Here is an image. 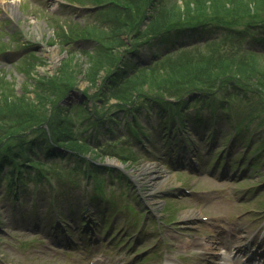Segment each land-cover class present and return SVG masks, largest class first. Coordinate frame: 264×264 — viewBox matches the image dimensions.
<instances>
[{"label":"rangeland","instance_id":"1","mask_svg":"<svg viewBox=\"0 0 264 264\" xmlns=\"http://www.w3.org/2000/svg\"><path fill=\"white\" fill-rule=\"evenodd\" d=\"M57 1L58 0H0V42L2 41L4 44L10 46L11 48L7 53H5V58L0 57V61L3 63L0 64V76L2 78H5L4 81L6 83L10 82L13 85L16 94L21 95L26 89V82L28 81L23 72V69L27 68L28 66V62H26V59L22 56L25 51L31 50V48L34 49L33 55L38 61V64L34 68V71L40 75L48 74L50 72L54 73L58 67H61L63 61H65L63 62L65 64H68V62L71 64L79 62L82 66L80 72L76 73V78L78 79V82L76 83L77 87L69 91L71 92L69 93L70 97H67L65 95L62 98L66 101V103H64L63 105H70V103L76 99V96L80 95V91H83L88 87L89 95L91 97L90 99L88 98V105L90 107H101L102 100H100V98L107 97V103L105 104V106L108 107L107 109L113 110V113L118 114L117 116H119V118L122 115V117L117 122L118 124L114 126V130L118 131L119 134L120 132H124L122 131L124 130V128L126 129L127 121L130 122V124H134L132 118L135 116H133V114L136 115V118L143 126V129L145 127V131H147V133L149 134V138H146V136L143 135L142 141L138 143H136V141L130 142V140H128V144L130 143V150H134L131 155L133 156V158H135V161L132 163L125 161L123 162V165L126 173L129 174L128 176L130 177V179L125 178L120 180L119 178H116L114 176L116 173H118V171L122 169L118 163L120 162L119 159H115L113 157L112 160V157H108L107 160L104 159L102 161V163H105L108 167L113 169L111 174H109V171H106L107 182L114 184L111 189L108 186L107 190L110 196L115 197L119 207L113 213V215L101 216V225H97V229L100 233H102V235H104L105 238L107 236L109 237L113 233H117L118 235H121L122 233L127 234L134 240L132 244H130V246L120 237L114 238L110 243L104 242L103 244L98 245L100 252H102L107 257L108 263L105 264H160L165 261L162 256L158 255L157 252L155 254H149V251L151 249L150 247H152L151 245L156 242L157 230L154 222H150L147 228L145 227V223L136 224V221L133 220L134 216H131V209H128V207L126 208V203L124 202L128 198L132 200V206L138 208V210L145 209L146 207H151L153 211H150L148 213L153 214L155 220L158 221L159 219H163L164 217L161 213L162 201L160 200H162L163 197H166L165 206L162 210L163 213H167V215L169 214L170 217L163 219V221L168 222V220L171 218L173 222H170V225L175 224L176 226L186 224L187 221L185 220V218L195 213L198 214L207 213L208 211H226L230 215H227L225 220L221 221L225 223V230L221 229V231L218 232L220 235L219 239H221L224 243H228L227 240L233 241L231 235L235 234L237 229L240 227L239 230H248L245 241L250 240L260 228L261 225L259 221H261L262 217L264 216V209H262L260 212L255 210L251 211L250 209L260 208L264 205V203L261 204L262 202H264V189H259L257 192H255L260 183H256L254 185L253 183H250V186H254L255 188L251 189L250 191L246 190V192H249V194L255 193V196L252 198V200L254 201L250 202L249 205H246L244 203H240L241 201H239L241 197H244V195H240V192H243L245 189L241 188L240 190L238 184L233 183L235 181L220 182L217 178L220 176V173H223L222 169L225 162L229 161L233 165L234 169H237L239 165H241L242 170L245 172V170L247 169L246 162H249L254 153L252 154L250 159L248 158L250 150L245 153V155H242V153L238 152L236 153V155H232L231 157H229L228 152L225 149H228V147L231 145V136L230 134H227L224 137L223 143L222 140L219 139V143H222V145L220 147L214 148L216 153L210 157L211 162L208 164L209 166H206L207 168H201L203 173H199L194 169L186 171L184 169L173 168L172 166H169V164L172 163V158L176 156V152L171 153L174 150L171 147L167 148L164 145V143L166 142L164 140L166 134H164L163 130L165 123L161 121L163 120L161 118L163 115L157 113L152 107H150V109L146 107H140L138 110L132 109L130 110L131 112L128 113L122 112L123 110L119 109V107L116 106L118 99L115 98V96L110 95L111 88L117 85L119 82L112 83L110 87L105 85V81L104 79H102L105 71L103 72L102 70L99 75H88L87 73L90 70L86 71L85 74L84 70L90 62L86 64L84 60L85 54L82 53V50H80L81 52L77 51L76 56H72L71 59L67 61L68 54L66 55V51L61 48L59 40L53 42L50 41L52 39L51 35L54 33L56 34L57 31V27L53 29V27H55V24L50 23L51 14L54 12L52 15H56L55 18L58 19H62L64 15H72L70 12L64 13L63 10H58ZM145 1H147L148 3L145 4L144 9H148L149 7V14H151L152 7H159L160 10L157 14L162 13V18L164 20H167V22L172 18H174V20H177L176 18L179 17L185 18L187 17V15H190V13L196 10H202L206 11V13H210L206 14V19L203 21L204 23H208V25L204 26L205 30H198L196 35L201 37V34H203V37L217 38L219 36L223 37L222 35L225 34L226 39L223 41V45L220 46V50L222 52L233 49L235 50L239 47L238 44H241L243 48L257 47V41L254 39V32L252 33L251 30H249V32H245L239 38H235V33L240 32L241 28H243V31H245L244 28L249 27L248 23H254L255 20H257L255 18L263 16L264 12H259L257 16L255 15V17L251 19L248 18V16L236 17V20H234L232 23H228V21H231V18L233 16L230 18L226 15L216 14L214 12L217 11V13H221L224 11V1L221 2L220 6H214L213 4L218 0H204L206 2L204 3V6H202L200 3L192 2L194 0ZM190 9H192V11ZM77 13L79 12H76V14L73 15H76L78 17ZM146 14H148V12ZM232 14H235V12H233ZM145 21L146 17L145 20L143 18L142 24L140 22L141 26L139 27V29L143 30L147 27ZM252 27L254 28L255 26ZM133 30L134 27L131 30L126 29L122 31L120 36H118V40H113L110 43L112 51H116L113 50V47L117 43H119V41L125 42V46L120 47V50H117L128 55L127 50H130L135 41L141 38V36H132L131 31ZM230 32L231 34H229ZM20 34L25 35V37L28 39H32L34 44H30L31 46L21 45L23 41L27 39L25 37L21 38ZM54 38L58 39V36L56 35L54 36ZM131 40H134L133 44L131 43ZM90 42L91 41L87 42L86 44L89 45ZM164 47L165 46L161 43V40H156L155 42L151 41L149 42V44H145L143 46L142 53L146 55V53H150L149 51L151 50H162ZM65 48H70V46H65ZM261 60L262 59H260L259 61ZM212 63H214V61L209 58V64ZM189 73L194 77H196L197 75L196 72L193 71H189ZM93 77L96 78L93 79ZM232 81L235 83L234 79H232ZM143 83L144 82L142 81L139 84L138 88H140L141 84ZM102 85L105 86H103L99 90L100 86ZM148 89L150 88H148V86L144 84L143 89H140V91L138 92H146V90ZM262 90L264 89L256 88L255 86L252 90L247 88L248 101L245 100L244 102L242 101V99L239 100V97L234 100V102H238L237 100L240 101L238 102V107L244 114L246 112L248 115H251V119L253 120H251L249 116H246L248 120L250 119V129L252 125L256 126L258 131L261 130V133L264 132V109L262 108L261 113L257 112L258 106H260L261 104V101L257 100V96H261V99L264 103V91ZM136 93L137 92L134 91L133 97L136 96ZM251 93H255L257 96H250ZM26 94H29V97H31L30 95H33L28 91L26 92ZM99 95H101V97H98ZM251 102L255 103L256 108L251 107ZM212 104L215 103L213 102ZM36 105L39 106L40 103L38 102ZM154 111L156 113H154ZM193 111L204 112V121L202 120L199 123L198 130L202 131L203 135L206 136L208 134V131L202 129L201 127H204L203 124L205 126H207L208 124L205 119L208 118V113L210 114L212 112L211 106L206 103V106H204L203 104V107L200 108L197 103H191L184 113H192ZM63 113L64 115H66V111H64ZM217 113L221 115V120L217 123L218 127L220 126V129H215V135L222 137V135L226 134L227 130H229V123L231 121H227L225 119L222 110H217ZM148 115H152V117L155 119V125L159 123L158 128H155V125L150 129L146 127L149 121ZM241 118L242 116L237 117V123L239 127L243 124L240 122ZM192 120L193 125H191V128L193 132H195L197 123H195V119ZM192 120H186L187 123L189 122L188 126L192 123ZM248 130L249 129H245V131ZM169 134L170 133L168 132L167 136ZM174 134H176V131L174 132ZM178 134L181 135L182 133L179 131ZM213 134L214 132L211 134L209 139H207V137L203 139H207L206 142L213 143ZM121 137L122 135L118 136V140H121ZM255 137L256 135H251V139H254ZM216 138L218 139V137ZM176 140H178L177 137ZM172 142L173 137L171 138V136H169L166 144L172 145ZM175 144H177V141L175 142ZM203 144L207 146L208 143ZM236 145V151L243 149V145L239 140ZM139 148H141L143 152ZM163 150H167L168 152H163ZM198 157L201 160L200 163H202V152L198 154ZM215 158L220 159L221 161L216 170H214L213 162ZM258 159L259 157H256V159H254V161L250 165L252 171L248 174H253V179L260 178V175L262 174L261 177L264 180V160L262 158L260 159V166L257 168ZM56 162L58 164L61 163V161ZM147 163H152L156 166H159L158 168H160L162 172H159L160 174L158 175V171L155 168H150L149 165L147 167L145 166V164ZM67 165H70V162H68ZM235 176L236 174H233V177ZM112 177H114L113 180H111ZM246 178L247 175H244L243 179ZM180 180L191 185L194 190H196V188L204 186L211 187L215 191L214 194H217V192L221 190V187L224 186L223 184H226V186L228 187H231L233 184V187L228 189L229 192L227 193L228 195H226L225 198L222 195L224 199L221 198V203L217 204V200L212 198L209 200L207 208L203 209L202 207H197V210H194L192 206H198L199 204H201V202L197 201L195 193L190 195H181V192L178 188L180 186ZM127 181L131 182L132 185L126 186L127 190L125 191L123 187L126 185ZM255 181L260 182V180ZM244 183L245 182H242V184ZM28 187L30 194L36 195V193L39 192V194L35 196L36 208L40 212L41 216L44 215L45 226H41V229H37L38 231L32 228V226L34 225L35 217L32 215V212H30V210H32L33 208V205L31 195L28 198V190L24 197L22 205H20L22 210L13 216L10 210H5L3 208L5 205L9 206L12 202L6 196L1 197L0 212L2 213L1 217L2 220H4V225L1 227L3 230L1 232L2 238H0V264H86L88 251L85 248V242L83 239L85 237V233H83L85 231V228L83 229V227L88 224V221L86 224H81V221L78 220V217L76 215L71 218L68 214L73 211V209L75 211L76 207L78 208V205L83 202L81 189H65L64 193L61 194V192L58 196L59 200H57V202L67 207V212L63 213V216L65 218L64 221L70 223L73 227L71 237L76 240V244H74L71 248H65L64 245H60L56 241H51L53 239L52 233H50V231L52 230L51 225L53 220L52 211L50 208V195L52 193L51 188L48 186L42 187V185L36 188L33 184ZM175 192L176 194L181 195L180 199L176 197L178 195L173 194ZM66 198L71 200L72 203L68 202ZM140 201L144 202V205H141ZM103 204L104 202H97L95 206L89 207L88 210L87 208L82 210V218H88L90 214L96 216L99 213H104L102 209ZM70 206H72V210H69ZM247 210L249 212L244 213V211ZM240 213L243 214L242 216L238 217V214ZM251 216H254L256 218V221L251 225H247L252 222ZM137 217H139V214H137ZM13 219H17V222ZM90 221L93 222L95 220L90 218ZM216 223L218 224L219 222ZM91 224L95 225V223ZM254 224L256 225V227ZM104 225H106L105 228H107V225L109 228V231L106 234L103 233L105 232ZM86 227H88V225ZM35 228L37 227L35 226ZM90 228L92 229L93 227L90 226ZM203 228L207 229V226L201 225L199 229L202 230ZM260 230L264 232L262 228H260ZM163 232L166 236L174 237L176 239L175 243H181V241L188 242V246L190 247L187 248L188 254L186 253L183 256L187 264H201L202 260L199 256H197V254L195 253L197 249L194 248L196 247L194 246V244L198 242V239H196L197 233L187 234L184 237L174 236L173 230L169 229V226H165L163 228ZM201 232L207 233L204 230H202ZM262 236L263 233H259L258 236L253 237L252 241H255L256 244H258L261 241ZM260 244H264V241H262ZM120 245L122 246V248L118 249V246ZM169 246V248L172 250L171 253L179 252L176 244H169ZM143 249V253L137 254V252ZM72 254L77 255L79 260L72 261L70 256ZM134 254L136 255V257H134ZM143 254H146L147 256L143 258ZM189 255H191L192 257L189 258Z\"/></svg>","mask_w":264,"mask_h":264},{"label":"trees","instance_id":"2","mask_svg":"<svg viewBox=\"0 0 264 264\" xmlns=\"http://www.w3.org/2000/svg\"><path fill=\"white\" fill-rule=\"evenodd\" d=\"M79 1L94 5L107 4V8L102 9L105 10L102 20H94L88 26L78 23L66 24L65 28L60 26L57 29L59 43L67 46L68 42L76 38L91 41L89 45L81 43V48H63L66 55L68 54L67 61L76 56L77 51L82 50L86 64L90 62L84 70L85 74L90 70L88 75H99L102 70L105 71L102 77L105 85L110 87L112 83L119 82L111 88L110 95L118 99L116 106L125 112L137 106L140 100L151 101L153 105H158L160 113H167V110L176 112L179 106L182 108L188 105V98L194 93L198 94L195 100L215 97L222 105L224 99L229 102L228 99L235 100L239 97V100L248 101L247 88L252 90L255 86L264 89V52L243 48L241 44L235 50L222 52L220 46L226 39L225 34L223 37L206 38L202 43L166 54L152 62L131 58L138 53L140 43L153 36H165L177 24H203L206 14H210L206 11L196 10L187 15L186 19L172 18L167 22L162 18V13L157 14L159 7H152L149 14V7L144 9L148 3L145 0ZM222 1L225 2L224 11L214 12L230 18L233 16L228 23H232L236 17L248 16L251 19L259 12H264V0H218L213 4L220 6ZM192 2L202 6L206 3L204 0ZM145 17L147 27L141 30L139 27ZM255 19L257 20L254 23H248L249 27L244 28L245 31L241 28L240 32H236L235 38L249 30L264 32V15ZM133 27L131 35L141 38L135 43L131 40L134 45L127 50L130 53L129 60L126 53L119 51L120 47L125 46V42L119 41L113 47L116 51H112L110 43L118 40L122 31L131 30ZM33 54L29 52L25 57L28 66L23 72L28 81L21 95L16 94L13 85L6 83L5 78L0 76V195L18 197V190L25 188L33 180L45 179L51 183L79 186L80 175L87 182L96 178L101 167H105L100 163L105 155H116L123 161L128 158L133 162L135 159L125 157L124 151L112 150L113 146L109 143L102 146L100 142L97 133L99 127L108 126L110 131L112 126L109 127V122L113 116L116 115V122L120 119L118 114L105 106L107 97L100 98L101 107H90L88 98L91 97L87 87L80 91L78 99L69 102L70 105L64 106L61 102L69 91L77 87L76 73L80 72L82 65L79 62L74 63L75 65L69 62L65 64L63 61L54 73L40 75L34 71L38 61ZM209 58L214 63L209 64ZM260 59L262 60L259 61ZM189 71L196 72V77ZM142 81L144 83L138 88ZM144 84L150 89L146 90L147 93L138 92L143 89ZM105 85L100 86L99 90ZM27 91L33 95L29 97ZM134 91L137 93L133 97ZM252 95L257 96L255 93L250 94ZM170 97L179 99V102H170ZM257 100L261 101L258 106L261 111L264 109L261 96H257ZM38 102L39 106L36 105ZM56 161H61L60 167ZM68 162H72V165H67ZM64 172L65 177L62 180ZM72 174L80 180L78 177L64 180ZM96 188L99 189L98 186Z\"/></svg>","mask_w":264,"mask_h":264},{"label":"bare ground","instance_id":"3","mask_svg":"<svg viewBox=\"0 0 264 264\" xmlns=\"http://www.w3.org/2000/svg\"><path fill=\"white\" fill-rule=\"evenodd\" d=\"M150 166V168H155L158 172H157V174L159 175L160 173L159 172H162L161 170H160V168H158L159 166H156L155 164H152V163H147V164H145V166L147 167V166ZM153 165V166H152ZM149 168V169H150ZM158 181V180H157ZM185 214H187V213H185ZM184 214V215H185ZM203 246V245H202ZM225 254L227 255L228 254V251L227 250H225ZM233 261H229V260H225L223 263H221V264H231Z\"/></svg>","mask_w":264,"mask_h":264}]
</instances>
